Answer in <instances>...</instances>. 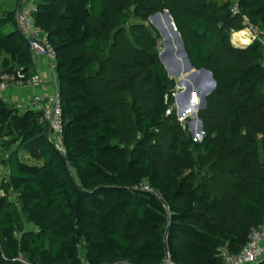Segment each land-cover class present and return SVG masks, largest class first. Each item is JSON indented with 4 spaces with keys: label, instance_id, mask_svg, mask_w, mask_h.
Returning a JSON list of instances; mask_svg holds the SVG:
<instances>
[{
    "label": "trees",
    "instance_id": "1",
    "mask_svg": "<svg viewBox=\"0 0 264 264\" xmlns=\"http://www.w3.org/2000/svg\"><path fill=\"white\" fill-rule=\"evenodd\" d=\"M15 1L19 9L25 0ZM238 3L239 13L231 0H119L114 9L104 0H36V24L57 55L65 152L50 142L40 111L0 98V145H19L8 158L17 199L0 194V264H223V249H243L264 222V49L258 40L234 44L232 31L246 29L247 17L264 32V0ZM18 9L0 16V80L36 73ZM166 10L194 67L211 70L217 81L204 114L222 113L218 133L206 129L195 151L152 31L133 26L132 39L123 31L113 38L132 15L148 19ZM140 78L152 104L148 110L134 94L142 138L127 150L117 143L125 115L115 93L130 96ZM218 152L248 165L232 162L224 183L198 181ZM22 219L36 229L19 236Z\"/></svg>",
    "mask_w": 264,
    "mask_h": 264
},
{
    "label": "built area",
    "instance_id": "2",
    "mask_svg": "<svg viewBox=\"0 0 264 264\" xmlns=\"http://www.w3.org/2000/svg\"><path fill=\"white\" fill-rule=\"evenodd\" d=\"M231 1H234L233 11L239 13L238 0ZM35 12L36 0H25L17 11V22L20 30L29 40L34 63L41 57L46 58L47 75L35 73L28 76L21 71L13 74H4L0 80V98L7 101L15 90H32L33 93L27 103L24 106L21 104L17 105V107L19 109L32 108L40 111L44 119L50 123V142L60 151L65 152L62 103L55 70L57 55L49 42L46 32L36 24ZM245 22L248 23V26L242 31L246 33L245 41H247V44L258 40L262 43L264 49V32L261 33L259 28L249 24L247 17H245ZM2 170L3 168L0 165V174ZM9 174V168H7V175L5 176L7 181ZM146 189L149 190L150 188L146 187ZM0 194L6 197L2 190H0ZM220 255L223 264H257L262 261L264 259V222L259 227L252 229L248 242L239 253H230L228 250L223 249ZM85 264L89 263L86 262Z\"/></svg>",
    "mask_w": 264,
    "mask_h": 264
},
{
    "label": "rangeland",
    "instance_id": "3",
    "mask_svg": "<svg viewBox=\"0 0 264 264\" xmlns=\"http://www.w3.org/2000/svg\"><path fill=\"white\" fill-rule=\"evenodd\" d=\"M104 1H105V4L109 5L110 9H114V7L117 6L119 0H104ZM223 1H226V0H223ZM17 9H18V5L16 4L15 0H0V16L5 14L6 11H9V10L12 11V10H17ZM164 13L165 12H162L161 14H164ZM133 26L134 27L137 26L138 28L146 27L147 29L151 30L155 38L157 39V44H158V47L161 48V52H163L164 50L168 48V45L166 44V37L162 33L160 27H158L155 24V22L152 20V16L149 17L148 19H145V18L142 19V18H138L132 15L131 21L128 25L116 27V29L113 31V38L116 32L123 31L124 37H129L130 39H132L133 35L130 33V29L133 28ZM235 32L239 33L237 31H232V41H234L233 33ZM170 34L171 36H173L172 33ZM242 34L244 37L242 36ZM242 34H241L242 36L241 41H237L238 45H246L245 42L247 41H245L246 40L245 32L243 31ZM243 40L244 42L242 44ZM174 46L177 47L175 43H174ZM159 58H160V55H159ZM2 60H3V55H0V67H2ZM183 66H184V63H183ZM1 73H5V71ZM173 81H174L175 87L172 92V97L174 99V93L178 92L180 90V87L177 85V82H178L177 79H173ZM140 82H141V78L136 81L133 87H131L133 90L131 91L132 93L130 96H124L120 93H117V94L115 93V96L118 97L123 104L122 111L125 115L124 116V134L122 136V139L119 140L117 143L120 146L126 148L127 150H132L142 138L141 127L137 122L135 114L133 113L134 94L137 93V91H138V94L140 93V97L144 99L145 106L148 110L152 104V96L149 91V86L143 82L141 84ZM263 94H264V87L259 89V95H263ZM190 98L191 97H188L181 101V104L179 106L180 110L190 102ZM11 100H14V99H11ZM11 100L10 102L7 101L11 106L17 107V105H20L19 100H14V102ZM192 102L190 103V105L192 104ZM21 105L24 106L22 103ZM174 105L176 107L175 99H174ZM207 107L208 105L206 106V108H204L203 110L199 112V118L203 122L204 132L206 133V129L210 128L213 130V136H216L218 133V127L221 123L220 115H222V113H217V114L214 113L211 116L206 115L204 113L207 110ZM20 109H23V108H20ZM176 116L179 122L181 123V125L183 126V128L185 129L186 133L190 137L191 142L193 144V150L195 151L196 144H198L199 140H201V136H199L198 139H194L192 132H195L197 135L198 134L200 135V133L198 132V125L196 126V129L193 130V128L188 122L178 117L177 112H176ZM158 134L160 133L158 132ZM203 140L204 139H202V141ZM259 143H260V152L256 155V163H259L258 161H260L263 156V146L261 143V139ZM18 147H19L18 143H16L13 139L6 140L2 145H0V165L3 168L2 173L0 174V190H2V192L6 194V197H8L9 199H13V200L17 199V195H15L10 190L7 178L5 176L7 175L8 158L11 152L13 150H16ZM195 157L196 159H199V156L196 152H195ZM234 161H236L237 164H240V165H244V166L248 165V162L243 157H230L229 155L222 154L220 152L215 153L211 160L203 163V167L200 169L199 172L196 173L195 177L200 182H206V181L208 182L211 180L219 179L220 181L224 183L225 181H228L229 179L228 172L230 169V164ZM55 215H56V212L54 210L51 211L49 214V220L54 219ZM35 229H36L35 227H33L31 224H28L22 219V223H21V226L19 227L18 235L20 236L25 231H32ZM4 255H5L4 245H3V242L0 241V256L4 257ZM21 261L28 262V260L24 258L23 256L21 257Z\"/></svg>",
    "mask_w": 264,
    "mask_h": 264
},
{
    "label": "water",
    "instance_id": "4",
    "mask_svg": "<svg viewBox=\"0 0 264 264\" xmlns=\"http://www.w3.org/2000/svg\"><path fill=\"white\" fill-rule=\"evenodd\" d=\"M152 20L160 27L166 37V44L168 45V48L163 52L158 47L160 60L164 64L168 76L172 79H177V85L180 87V90L174 93L177 115L180 119L188 122L193 130L198 125V132L201 136L200 143L205 138L206 133L203 130V122L199 118V112L206 108L208 97L216 91L217 81L211 70L207 68L197 69L194 67L187 54L184 42L177 30L173 17L168 10L164 14L156 13L152 15ZM174 43L177 47L174 46ZM188 97L192 98V104L188 108L180 110L179 106L181 101ZM192 134L194 139H198L195 132H192ZM260 263L261 261L257 264Z\"/></svg>",
    "mask_w": 264,
    "mask_h": 264
},
{
    "label": "crops",
    "instance_id": "5",
    "mask_svg": "<svg viewBox=\"0 0 264 264\" xmlns=\"http://www.w3.org/2000/svg\"><path fill=\"white\" fill-rule=\"evenodd\" d=\"M239 41H241V40H239ZM243 42H244V40H243ZM233 43L237 44L238 42L236 43L234 41ZM245 43L247 44V42H245ZM2 70H3L2 67H0V72H2ZM33 71H36V73H40L42 75H47V64H46V58L45 57H41L35 62ZM56 82H57V80H56ZM32 93H33L32 90H27V91L15 90L13 92V94H11L9 100H7V101L10 102L11 99L19 100L20 104L22 103L23 105H25L27 103V101L31 98ZM14 100H11V101L14 102ZM24 158L27 161L31 162V160L28 156H24ZM7 168H9V167H7Z\"/></svg>",
    "mask_w": 264,
    "mask_h": 264
},
{
    "label": "bare ground",
    "instance_id": "6",
    "mask_svg": "<svg viewBox=\"0 0 264 264\" xmlns=\"http://www.w3.org/2000/svg\"><path fill=\"white\" fill-rule=\"evenodd\" d=\"M242 32H243V31H241V32H239V33H236V32H235V33L233 34V38H234V41H235L236 43H237V41L241 40V37L243 36ZM241 34H242V36H241ZM245 35H246V33H245ZM243 37H244V36H243ZM234 41H233V42H234ZM242 43H243V41H242Z\"/></svg>",
    "mask_w": 264,
    "mask_h": 264
},
{
    "label": "snow or ice",
    "instance_id": "7",
    "mask_svg": "<svg viewBox=\"0 0 264 264\" xmlns=\"http://www.w3.org/2000/svg\"><path fill=\"white\" fill-rule=\"evenodd\" d=\"M195 95V94H194Z\"/></svg>",
    "mask_w": 264,
    "mask_h": 264
}]
</instances>
